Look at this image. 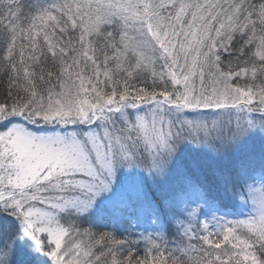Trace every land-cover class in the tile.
<instances>
[{
  "label": "snow or ice",
  "instance_id": "obj_1",
  "mask_svg": "<svg viewBox=\"0 0 264 264\" xmlns=\"http://www.w3.org/2000/svg\"><path fill=\"white\" fill-rule=\"evenodd\" d=\"M0 264H264V0H0Z\"/></svg>",
  "mask_w": 264,
  "mask_h": 264
}]
</instances>
